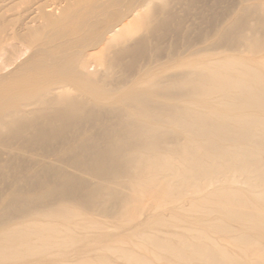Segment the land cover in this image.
I'll list each match as a JSON object with an SVG mask.
<instances>
[{"label":"bare ground","instance_id":"6f19581e","mask_svg":"<svg viewBox=\"0 0 264 264\" xmlns=\"http://www.w3.org/2000/svg\"><path fill=\"white\" fill-rule=\"evenodd\" d=\"M0 264H264V0H0Z\"/></svg>","mask_w":264,"mask_h":264}]
</instances>
